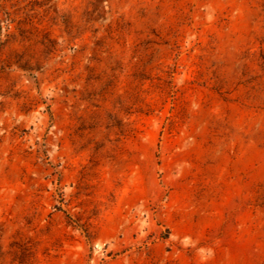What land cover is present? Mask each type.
Masks as SVG:
<instances>
[{
	"label": "rangeland",
	"instance_id": "rangeland-1",
	"mask_svg": "<svg viewBox=\"0 0 264 264\" xmlns=\"http://www.w3.org/2000/svg\"><path fill=\"white\" fill-rule=\"evenodd\" d=\"M0 264H264V0H0Z\"/></svg>",
	"mask_w": 264,
	"mask_h": 264
}]
</instances>
